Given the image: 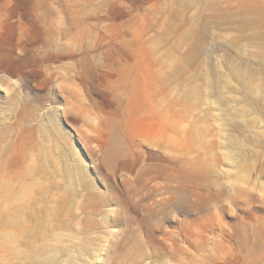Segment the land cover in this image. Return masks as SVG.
Masks as SVG:
<instances>
[{
    "label": "rangeland",
    "instance_id": "374dc122",
    "mask_svg": "<svg viewBox=\"0 0 264 264\" xmlns=\"http://www.w3.org/2000/svg\"><path fill=\"white\" fill-rule=\"evenodd\" d=\"M0 264H264V0H0Z\"/></svg>",
    "mask_w": 264,
    "mask_h": 264
},
{
    "label": "bare ground",
    "instance_id": "6f19581e",
    "mask_svg": "<svg viewBox=\"0 0 264 264\" xmlns=\"http://www.w3.org/2000/svg\"><path fill=\"white\" fill-rule=\"evenodd\" d=\"M51 38V37H50ZM110 152H112V151H110Z\"/></svg>",
    "mask_w": 264,
    "mask_h": 264
}]
</instances>
